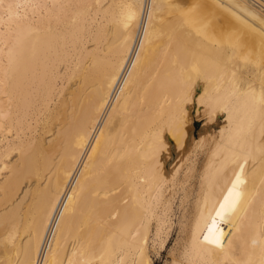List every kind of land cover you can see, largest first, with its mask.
Instances as JSON below:
<instances>
[{"label": "bare ground", "instance_id": "6f19581e", "mask_svg": "<svg viewBox=\"0 0 264 264\" xmlns=\"http://www.w3.org/2000/svg\"><path fill=\"white\" fill-rule=\"evenodd\" d=\"M178 198L170 264H264V0H0V264H154Z\"/></svg>", "mask_w": 264, "mask_h": 264}, {"label": "rangeland", "instance_id": "374dc122", "mask_svg": "<svg viewBox=\"0 0 264 264\" xmlns=\"http://www.w3.org/2000/svg\"><path fill=\"white\" fill-rule=\"evenodd\" d=\"M197 108H198V105H195L192 108L194 132H195L196 135H198V131L200 132L201 130H203V128L205 126V123H206V119L202 118L203 116L201 117V116H199V114H197V111H196ZM222 119L223 118H220V120H222ZM38 130L39 129H37V131ZM38 132H37V134H38ZM176 152H177V150H175V149L172 150L171 156L168 157L169 161L167 160L168 162L166 163L167 167L172 168V166H174L176 164V162L178 161V159H179L178 158L179 157L178 154L179 153L178 152L176 153ZM176 158H178V159H176ZM172 162H174V163H172ZM171 163H172V165H171ZM178 206H179V198L176 200V203L174 205V207H175L174 208V213L175 214L173 215V217H174L173 220H174L175 230L173 232V235H172V238L170 240V243L168 245H166V247H164L162 250H160V252L158 254V253H154L155 250L152 247L153 246L152 240L150 241L149 251H150V254H151V257L153 259V263L154 264H168V263L170 264L171 263V260H172L171 254L174 251V248L176 247V244H177V242L179 240L178 239V232H179V221L178 220H180V218H181V211H180V209L177 208ZM154 232H155V230H154ZM152 238H153V235H152L151 239Z\"/></svg>", "mask_w": 264, "mask_h": 264}]
</instances>
